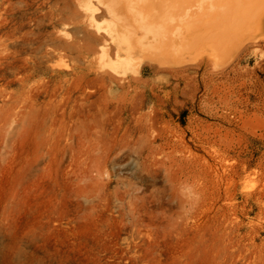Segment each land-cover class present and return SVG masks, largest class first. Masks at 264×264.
<instances>
[{"label": "rangeland", "instance_id": "rangeland-1", "mask_svg": "<svg viewBox=\"0 0 264 264\" xmlns=\"http://www.w3.org/2000/svg\"><path fill=\"white\" fill-rule=\"evenodd\" d=\"M243 13L166 54L130 52L106 0H0V264H264V5Z\"/></svg>", "mask_w": 264, "mask_h": 264}, {"label": "bare ground", "instance_id": "bare-ground-1", "mask_svg": "<svg viewBox=\"0 0 264 264\" xmlns=\"http://www.w3.org/2000/svg\"><path fill=\"white\" fill-rule=\"evenodd\" d=\"M263 5L264 0H246V3L240 0H106L114 23H120L125 29L120 41L127 44L130 52L139 47L166 54L178 51V48L169 44L173 32L180 35L183 28L191 29L201 22L208 24L214 18L213 21H224L225 27L221 32L211 34L215 37L217 34L225 36L226 31L237 25L235 23L239 15L244 14L243 11H252V15H255ZM237 12L238 15L234 14ZM136 28L143 30L141 39L134 38L133 31ZM146 34L153 36V42L142 41ZM215 41L218 40L214 39V44H217Z\"/></svg>", "mask_w": 264, "mask_h": 264}]
</instances>
